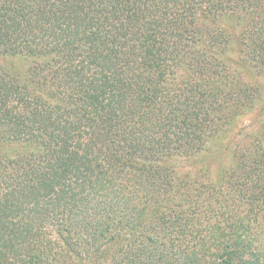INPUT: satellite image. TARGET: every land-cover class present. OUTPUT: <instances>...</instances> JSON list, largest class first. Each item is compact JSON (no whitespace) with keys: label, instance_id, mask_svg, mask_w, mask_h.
Segmentation results:
<instances>
[{"label":"trees","instance_id":"trees-1","mask_svg":"<svg viewBox=\"0 0 264 264\" xmlns=\"http://www.w3.org/2000/svg\"><path fill=\"white\" fill-rule=\"evenodd\" d=\"M0 264H264V0H0Z\"/></svg>","mask_w":264,"mask_h":264}]
</instances>
